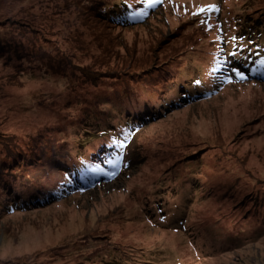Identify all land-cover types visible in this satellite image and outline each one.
I'll return each instance as SVG.
<instances>
[{"label": "trees", "instance_id": "obj_1", "mask_svg": "<svg viewBox=\"0 0 264 264\" xmlns=\"http://www.w3.org/2000/svg\"><path fill=\"white\" fill-rule=\"evenodd\" d=\"M254 1L259 4L249 12H241L242 18L233 16L225 22L219 50L225 58L217 56L212 66L209 62L204 67L201 62L186 59L187 52L195 49L198 59L203 57L199 43L210 34L196 20V26L187 34L178 35L174 30L173 37L162 35L141 53L135 47H123L124 55L112 49L115 45L105 30L140 23L153 6L149 0H40L53 15H43L48 7L39 3V14L25 12L0 20V27L5 30L0 32V97L7 88H21V76L32 70L68 85L53 94L51 101L35 102L45 110L50 108L56 118L34 125L25 122L28 118L18 117L29 106H7V98L0 100V217L47 208L65 200L87 181L96 184L112 175L128 173L140 155L139 148H131V144L137 143L136 137L148 124L192 102L207 99L215 88L225 87L230 77L241 79L235 70L248 79H264V64L260 63L264 61V0ZM255 23L259 35L256 45L245 34ZM223 61L229 65L226 72L221 71ZM216 69H221L218 76ZM213 77H217L215 85ZM21 120L30 125L24 127ZM120 149V160L113 165ZM186 159L193 162L197 156L175 158L166 170ZM191 167L182 168L180 175H192ZM185 186L176 192L173 187L170 191L157 190L158 193L138 201L140 220L157 231L163 230V238L170 241L163 244L157 238L135 243L126 251L116 242L119 246L113 245L118 249L115 255L108 251L99 264H198L199 248L206 253L205 249L213 247L204 245L205 240L195 242L190 237L186 211L194 200V191ZM171 193L177 198L171 200ZM256 207L248 211H253L256 219L261 218L259 210H263L260 208L257 213ZM94 235L83 237L88 241L104 239L106 245H111L110 233ZM231 239L233 247L241 244L242 239L238 243L233 235ZM103 249L102 245L93 255ZM39 254L22 256L23 260L15 264H37L29 258Z\"/></svg>", "mask_w": 264, "mask_h": 264}, {"label": "rangeland", "instance_id": "obj_2", "mask_svg": "<svg viewBox=\"0 0 264 264\" xmlns=\"http://www.w3.org/2000/svg\"><path fill=\"white\" fill-rule=\"evenodd\" d=\"M39 3L43 8L48 7L40 0H0V20L25 12L39 14ZM258 4L254 0H160L153 3L140 23L105 31L115 45L112 49L123 54V47H135L140 52L162 35L173 37L174 30L178 35L187 34L196 26L193 25L196 20L208 28L210 34L199 43L203 57L198 59L195 49L187 52L186 59L201 62L203 67L212 62V66L215 57L225 58L219 51L225 22L233 16L242 18L241 12H249ZM210 5L218 10H207ZM201 8L206 11L200 12ZM42 14L53 15V11L48 7ZM257 26L255 23L245 33L255 45L259 38ZM2 28L1 33L5 31ZM82 34L87 40V35ZM228 66L223 61L220 67L224 69H216L215 76L219 75V70L226 72ZM33 73L37 75L31 77ZM49 77L32 70L21 76V88L5 89L0 100L7 98V106L15 103L29 106L24 115L18 116L22 120L28 118L27 123L34 125L53 120L56 115L50 108L45 110L35 102L51 101L53 94L68 85L67 82L56 83ZM216 79L212 78L213 85L218 83ZM230 79L225 87L211 91L207 99L192 102L148 124L136 137L137 143L131 144V148H139L140 155L128 173L105 177V181L96 184L87 181L65 200L47 208L16 211L0 217V264H15L23 260L22 256L36 252L40 254L29 258L32 263L92 264L89 262L93 261L99 264L108 251L115 255L118 249L113 245L119 246L116 242L122 251L132 249L135 243L152 242L157 238L165 244L170 238H163V230L157 231L156 227H148L140 220L138 201L145 195L156 194L157 190L170 191L173 187L176 192L184 185L194 191V200L186 211L190 237L195 242L205 240L204 245L213 247L205 249L206 253L199 248L200 264H264V79ZM27 123L24 127L30 125ZM121 153L120 149L113 165L119 162ZM187 153L197 159L193 162L186 159L166 170L175 158L186 157ZM190 165L193 174L180 175L182 168ZM173 174L175 177L171 178ZM180 180L183 185L179 188ZM167 183L171 186L165 187ZM171 194L168 196L171 200L177 198L175 193ZM254 207L257 213L260 208L263 210H259L261 218L256 219L253 211H248ZM228 224L229 227H225ZM91 233L99 237L110 233L111 245H106L104 239L85 240L84 234ZM232 235L236 243L242 239L241 244L233 247ZM245 238L250 239L245 241ZM102 245L104 249L93 255Z\"/></svg>", "mask_w": 264, "mask_h": 264}, {"label": "snow or ice", "instance_id": "obj_3", "mask_svg": "<svg viewBox=\"0 0 264 264\" xmlns=\"http://www.w3.org/2000/svg\"><path fill=\"white\" fill-rule=\"evenodd\" d=\"M160 0H149V5H151L152 3H159ZM207 10H218L216 9V6L215 5H210L208 6V9ZM200 12H203V11H206V9L204 8H201L199 10ZM198 13H194V15H196ZM261 64H264V61H260ZM236 71V74L241 78V79H245V75L243 73H240L238 70H235Z\"/></svg>", "mask_w": 264, "mask_h": 264}]
</instances>
